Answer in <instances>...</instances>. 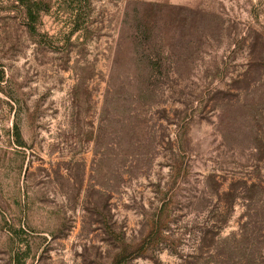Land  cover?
Wrapping results in <instances>:
<instances>
[{"label":"rangeland","instance_id":"1","mask_svg":"<svg viewBox=\"0 0 264 264\" xmlns=\"http://www.w3.org/2000/svg\"><path fill=\"white\" fill-rule=\"evenodd\" d=\"M0 264H264V0H0Z\"/></svg>","mask_w":264,"mask_h":264},{"label":"trees","instance_id":"2","mask_svg":"<svg viewBox=\"0 0 264 264\" xmlns=\"http://www.w3.org/2000/svg\"><path fill=\"white\" fill-rule=\"evenodd\" d=\"M29 12H31L30 10H28V13ZM30 15H29V18H30V22L31 23H33V21H34V18H33V16H32V14L31 13H29ZM30 30L33 32L34 31V28L32 27V26H30Z\"/></svg>","mask_w":264,"mask_h":264}]
</instances>
